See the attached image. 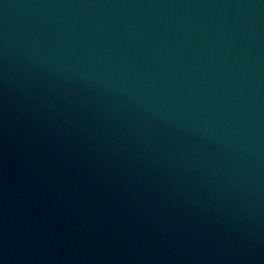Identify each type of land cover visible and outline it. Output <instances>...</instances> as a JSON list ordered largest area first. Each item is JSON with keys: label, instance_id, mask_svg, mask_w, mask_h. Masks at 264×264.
Masks as SVG:
<instances>
[{"label": "water", "instance_id": "water-1", "mask_svg": "<svg viewBox=\"0 0 264 264\" xmlns=\"http://www.w3.org/2000/svg\"><path fill=\"white\" fill-rule=\"evenodd\" d=\"M264 197V0H132Z\"/></svg>", "mask_w": 264, "mask_h": 264}]
</instances>
